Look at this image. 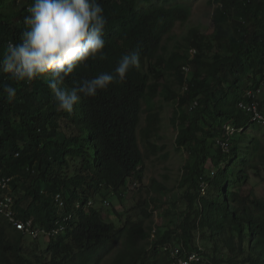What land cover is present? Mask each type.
Segmentation results:
<instances>
[{
  "label": "trees",
  "instance_id": "1",
  "mask_svg": "<svg viewBox=\"0 0 264 264\" xmlns=\"http://www.w3.org/2000/svg\"><path fill=\"white\" fill-rule=\"evenodd\" d=\"M31 2L0 0V59L9 41H19ZM172 2L100 0L108 20L106 57L82 65L65 86L111 71L123 54L137 48L140 67L131 69L124 83L83 98L70 114L56 110L43 80L17 82L0 72V173L14 178L20 216L51 228L58 215L57 193L65 196L61 214L66 215L96 193L107 197L101 185L114 188L124 210H115L122 224L117 226L101 208H80L67 233L52 238L46 248L38 241L27 243L0 218V264H173L169 246L160 245L182 239L186 250H199L198 238L210 243L207 264H264V199L252 189L242 192L250 173L264 178V126L251 122L239 107L247 100L246 89L264 79V0H217L214 32L205 35L191 27L169 49V33L191 15L187 4ZM224 44L228 55L219 53ZM192 47L198 53L191 59L187 52ZM186 63L188 79L181 71ZM170 76L181 88L186 84L184 94L161 81ZM6 85L17 89L11 102L3 92ZM164 92L178 101L175 145L188 154L173 188L164 179L146 182L147 158L140 144L157 159L169 157L166 144L153 141L162 138L154 98ZM144 110L147 124L139 136ZM228 124L244 130L231 135ZM133 175L140 187L127 192L132 202L127 206L119 192ZM151 205L169 216L168 226L156 222L154 244L149 238L155 222Z\"/></svg>",
  "mask_w": 264,
  "mask_h": 264
},
{
  "label": "clouds",
  "instance_id": "2",
  "mask_svg": "<svg viewBox=\"0 0 264 264\" xmlns=\"http://www.w3.org/2000/svg\"><path fill=\"white\" fill-rule=\"evenodd\" d=\"M27 13L23 17L24 30L21 32L19 41H9L6 45V51L3 58L0 59V72L9 74L17 82L32 83L36 80H43L53 95L57 111L72 113L83 98L95 97L100 91L107 90L113 84L124 83L129 71L140 67V51L137 48L123 54L111 71L99 72L96 75L74 81L71 87H66L65 82L82 65H86L88 61L97 57L100 59L106 57L104 37L108 20L100 0H32L27 7ZM191 49H196V54L198 53L197 48L192 47L189 50ZM184 67H187L188 71H185ZM189 70L190 67L187 63L181 67L185 79H188ZM178 87L177 92H181V94L187 90L185 83L182 88L179 85ZM3 92L9 102L17 97V89L11 85L4 86ZM245 93L247 100L240 102L239 107L246 111L251 122L264 126V111L260 109L261 99L264 96V79L257 85L246 89ZM173 103L177 107L175 117L176 124H178L181 112L178 108V101L173 100ZM196 106L197 102L190 104L187 106V110H192ZM147 115V111H142L140 132L147 124ZM143 120L144 123L141 126ZM160 123H162V118ZM227 130L231 135H234L235 132L242 131L244 128L228 124ZM222 146L224 151H229L227 141H223ZM252 175L256 176L253 173ZM13 179L11 175L0 173V218L21 232L24 237L30 236L38 241L41 236H46L49 243L52 238L67 233L72 220L77 215V210L83 207L84 209L94 207L102 210L106 208L109 212V220H112L110 215V211L114 208L112 196L117 197V195L114 188L107 185H101V191L107 197L96 193L85 205L78 201L75 210L66 215L61 214L66 205L65 196L57 193L54 200L58 215L51 228L37 222L34 217L23 218L18 212V195L13 189ZM250 179L252 180L251 173ZM203 185L206 187L204 183ZM139 187L138 177L131 176L128 182L120 187L119 193L121 196L123 195L122 202L127 199V192H136ZM7 198H11V201H7ZM150 209L154 214L155 222L152 224L149 238L154 244L159 238L156 222L159 221L158 216L162 214L163 210L154 209L153 205ZM118 212H124L121 203ZM103 214L105 216L104 211ZM179 245L183 250H186L182 239L176 244L167 242L160 247L162 249L167 246L177 247ZM199 247L201 248L200 245L197 248ZM203 254L202 264H207L206 253L203 252Z\"/></svg>",
  "mask_w": 264,
  "mask_h": 264
},
{
  "label": "rangeland",
  "instance_id": "3",
  "mask_svg": "<svg viewBox=\"0 0 264 264\" xmlns=\"http://www.w3.org/2000/svg\"><path fill=\"white\" fill-rule=\"evenodd\" d=\"M157 0H154L156 2ZM172 3H185L189 6V9L191 11V15L189 19L185 22H178L175 29L169 33L168 37L170 39L167 41L168 48L171 49L173 44L179 43L182 41L183 36L187 35L188 29L194 26L200 27V30L202 34H212L215 30L214 23H213V16L215 14L216 6L218 5L217 0H173ZM221 55H228L230 54L228 50V45L224 44L222 49L219 51ZM163 82H168L169 85H171L173 88L178 90V83L176 80L171 76L168 79H161ZM156 100V110L159 112L160 117L162 118V123H160L161 127V135L162 138L159 137L154 138L153 141L157 143V146H161L163 144H166V151L169 153V157L167 160L163 159H157V156L153 152H151V149H148L145 147L144 142L140 141L141 147L144 151V154L146 156L147 160V169H146V182L151 184L153 178H159L164 179L166 184L169 187H172L175 183H179V177L181 175L182 166L185 162V159L187 158V152H182L179 150H176L175 145V139L177 134V128L175 127L176 124V105L173 103V100H171L169 97L166 98V93L164 92L162 95L157 96L154 98ZM154 105V100L153 103ZM144 120L141 124L143 126ZM66 132L69 133L68 128H65ZM140 132V130H139ZM164 151L163 153H165ZM161 153V155L163 154ZM160 160V161H158ZM166 172V173H165ZM164 174H168V178H164ZM264 176V171L262 173ZM252 180L245 184L242 188V192L246 193V191L251 188L253 191H255V194L259 197L264 199V178L254 176L252 175ZM173 188V187H172ZM176 189L174 187L173 194H171V197H176L175 192ZM183 192V189H181ZM110 200V199H109ZM112 202L114 208L111 210V216L112 220L117 226H121L120 221L116 220L115 210L120 211V201L119 198L116 196H112ZM125 205L131 206L132 202L129 199H125L124 202ZM172 203V202H171ZM183 203H180V209H183ZM106 219H109V212L108 209H103ZM165 213L162 212L161 216ZM108 216V217H107ZM160 226L165 224V226H168L169 223V216L166 214L161 219L159 218ZM166 228L164 227L165 231ZM199 237V235L197 236ZM25 241L27 243H32L35 240L30 237L26 236ZM39 245L41 248H46L48 245V239L46 236H41L38 240ZM197 244L201 246L204 253L210 252L209 249L210 243L202 241L200 238L197 240ZM204 247V248H203Z\"/></svg>",
  "mask_w": 264,
  "mask_h": 264
},
{
  "label": "built area",
  "instance_id": "4",
  "mask_svg": "<svg viewBox=\"0 0 264 264\" xmlns=\"http://www.w3.org/2000/svg\"><path fill=\"white\" fill-rule=\"evenodd\" d=\"M185 71H188L187 67H184ZM258 117L260 115L257 114ZM7 201H11V198H7ZM182 246L172 247L170 248V258L172 259L173 264H202L204 261V254L202 248H198L199 250H183ZM168 249V247H166Z\"/></svg>",
  "mask_w": 264,
  "mask_h": 264
},
{
  "label": "bare ground",
  "instance_id": "5",
  "mask_svg": "<svg viewBox=\"0 0 264 264\" xmlns=\"http://www.w3.org/2000/svg\"><path fill=\"white\" fill-rule=\"evenodd\" d=\"M196 49H191V50H189L188 52H187V55L189 56V58H192V57H194L195 56V54H196Z\"/></svg>",
  "mask_w": 264,
  "mask_h": 264
}]
</instances>
